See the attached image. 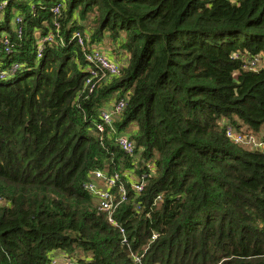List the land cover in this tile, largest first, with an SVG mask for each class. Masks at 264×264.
Segmentation results:
<instances>
[{
	"label": "trees",
	"instance_id": "1",
	"mask_svg": "<svg viewBox=\"0 0 264 264\" xmlns=\"http://www.w3.org/2000/svg\"><path fill=\"white\" fill-rule=\"evenodd\" d=\"M76 32L125 53L120 74L90 75ZM256 58L264 0H0V264H264V148L226 135L264 141ZM94 169L124 175L128 243L84 189Z\"/></svg>",
	"mask_w": 264,
	"mask_h": 264
},
{
	"label": "built area",
	"instance_id": "2",
	"mask_svg": "<svg viewBox=\"0 0 264 264\" xmlns=\"http://www.w3.org/2000/svg\"><path fill=\"white\" fill-rule=\"evenodd\" d=\"M7 4V1H5L4 5ZM22 19L20 17L16 18V22H21ZM54 39L53 35H49L43 39H40V43H50ZM74 39H76L78 44L83 48L85 51V59L88 66V71L90 75L97 76L100 72L103 73L105 77L110 76H116L120 74L121 66L116 62L115 60H112L110 57L105 55L101 50L98 48H93L89 51H87L85 47V36L81 34V32H76L74 34ZM7 52H10L9 48L6 49ZM41 55V48L40 53ZM262 63V60L260 58H256L250 62V65L247 67L246 70H255L260 66ZM17 68V66L14 67V70ZM3 77V75L1 76ZM91 84L90 80H87L86 87ZM90 90H93V86H90ZM125 107V101L120 100L116 102L114 105V108L111 111L104 110L101 113L102 117V123H99L97 125V128L100 133H103L105 131V124H112L116 117H118ZM226 135L227 137L235 144H241L244 140L247 138L250 139L249 135H245L242 132H238L233 126H227L226 127ZM249 136V137H248ZM251 140L255 141V136L251 137ZM118 144L122 146V148L127 151L129 154H132L135 148V144L132 140L129 139V137L121 136L118 139ZM255 147H261L264 148V141H262L259 144H256ZM129 171L124 172L126 176L130 177V173H127ZM124 175L121 172H115L113 174H109L107 171H103L100 169H94L91 170L88 176V180L84 183V189L87 190L89 193H91L97 201H99V208L102 211H105L109 214V222L113 226H116L120 228V232L123 235L122 242L128 243L127 237L125 236V230L123 227H120V224L118 221L115 220L113 217V212L115 211V197L116 192L114 191L115 187H117V184L120 183V179ZM100 181V182H98ZM134 189L136 191H140L143 188V182H140L138 179L137 181L133 182ZM104 185V188H100ZM119 194L121 196L122 200H125L126 193L123 187L119 189ZM120 202V201H119ZM118 202V203H119ZM157 238V234H154L153 239ZM136 260L138 261L139 258L136 257Z\"/></svg>",
	"mask_w": 264,
	"mask_h": 264
},
{
	"label": "rangeland",
	"instance_id": "3",
	"mask_svg": "<svg viewBox=\"0 0 264 264\" xmlns=\"http://www.w3.org/2000/svg\"><path fill=\"white\" fill-rule=\"evenodd\" d=\"M97 47V46H96ZM112 47H114V45H112L111 44V42L110 41H106L105 43H103L101 46H99V47H97L99 50H101L105 55H107L108 56V54H107V52H109L110 53V55H109V57L112 59V60H115L116 62H117V59H118V57L120 58V59H118V60H120L121 62L122 61H124L123 60V55L122 56H117L115 53H114V50H113V48ZM117 58V59H116ZM264 65V63L262 62L261 64H260V66H263ZM118 117H116L115 119H117ZM135 127L132 125L130 128H128L127 129V131L125 132V133H123L121 136H126V137H129V135L128 134H131L132 132V130L134 129ZM246 135V134H245ZM247 136V135H246ZM249 137V136H248ZM251 137L252 136H250V139L249 138H247L246 140H244L242 143H241V145H243V146H245V147H247V148H253V147H255L256 146V144H259V143H261L262 141H263V139L262 138H260V137H256L255 136V141L253 142L252 140H251ZM127 173H130V181H132V182H135L136 181V179H135V177H134V175H133V172L132 171H129V172H127ZM98 182H100V181H98ZM101 183V182H100ZM100 188H104V185L101 187L100 186ZM105 212V211H104Z\"/></svg>",
	"mask_w": 264,
	"mask_h": 264
},
{
	"label": "crops",
	"instance_id": "4",
	"mask_svg": "<svg viewBox=\"0 0 264 264\" xmlns=\"http://www.w3.org/2000/svg\"><path fill=\"white\" fill-rule=\"evenodd\" d=\"M126 58H127V55L124 53V55H123L124 61H126Z\"/></svg>",
	"mask_w": 264,
	"mask_h": 264
}]
</instances>
